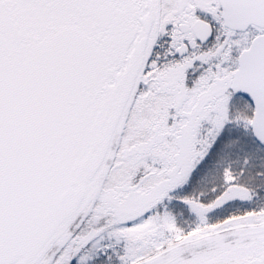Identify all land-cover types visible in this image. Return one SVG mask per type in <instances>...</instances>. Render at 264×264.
I'll return each instance as SVG.
<instances>
[{
	"label": "snow or ice",
	"instance_id": "1",
	"mask_svg": "<svg viewBox=\"0 0 264 264\" xmlns=\"http://www.w3.org/2000/svg\"><path fill=\"white\" fill-rule=\"evenodd\" d=\"M0 264H264V0H0Z\"/></svg>",
	"mask_w": 264,
	"mask_h": 264
}]
</instances>
